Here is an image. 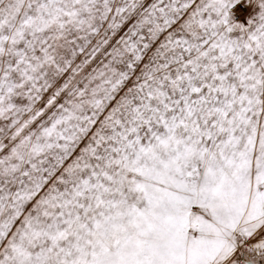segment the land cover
Listing matches in <instances>:
<instances>
[{
    "label": "snow or ice",
    "instance_id": "6c2138e0",
    "mask_svg": "<svg viewBox=\"0 0 264 264\" xmlns=\"http://www.w3.org/2000/svg\"><path fill=\"white\" fill-rule=\"evenodd\" d=\"M0 264H264V0H0Z\"/></svg>",
    "mask_w": 264,
    "mask_h": 264
}]
</instances>
